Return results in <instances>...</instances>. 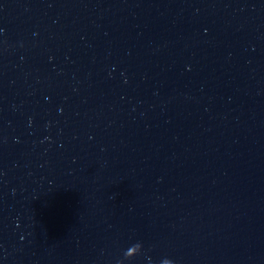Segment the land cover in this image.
Wrapping results in <instances>:
<instances>
[{"label":"water","instance_id":"water-1","mask_svg":"<svg viewBox=\"0 0 264 264\" xmlns=\"http://www.w3.org/2000/svg\"><path fill=\"white\" fill-rule=\"evenodd\" d=\"M0 264H264V0H0Z\"/></svg>","mask_w":264,"mask_h":264}]
</instances>
